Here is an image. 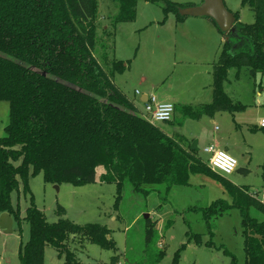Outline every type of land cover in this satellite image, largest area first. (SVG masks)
<instances>
[{"label":"trees","instance_id":"trees-1","mask_svg":"<svg viewBox=\"0 0 264 264\" xmlns=\"http://www.w3.org/2000/svg\"><path fill=\"white\" fill-rule=\"evenodd\" d=\"M112 1L118 8L112 16L115 26L136 20L139 0ZM190 5L168 2L165 12H175L184 20L187 16L179 9ZM242 5L250 7L255 20L243 24L234 13L236 34L224 42L213 66L212 101L179 105L181 120L167 121L177 128L169 134L164 126L143 117L115 85L114 76L125 63L114 60L108 65L105 52L110 45H100L98 55L97 0H0V102L9 106L5 134L0 137V214L7 212L20 222V207L13 204L12 193L21 181L24 192L31 193L30 178L40 172L48 183L82 186L95 183L98 168L104 167L100 180L115 185L116 209L127 184L144 196L163 185V194L158 192L167 203L173 186L188 185L192 175H205L220 183L227 194L206 207L187 210L202 212L210 236L205 245H213L215 220L238 209L245 264H264V197L215 172L180 130L187 118L247 108L225 89L231 68L247 69L251 76H259L264 87V0H242ZM261 170L264 180V161ZM30 201L25 215L30 233L28 241L20 244L21 264H45L49 246L65 257V264H81L70 247L75 241L117 250L106 225L78 224L64 217L61 205L57 208L60 218L50 222L33 196ZM158 223L147 218L143 253L130 264L163 260L165 250L155 246L161 240ZM172 225L170 219L166 228ZM188 235L202 245V235L189 231ZM120 258L115 254L106 264H119ZM178 261L177 252L173 264ZM231 264H237L234 255Z\"/></svg>","mask_w":264,"mask_h":264},{"label":"rangeland","instance_id":"rangeland-1","mask_svg":"<svg viewBox=\"0 0 264 264\" xmlns=\"http://www.w3.org/2000/svg\"><path fill=\"white\" fill-rule=\"evenodd\" d=\"M168 2L198 5L202 0H139L137 17L133 22L113 24L112 16L117 13V3L112 0H97V43L96 51L100 54V45H110L108 65L114 60L125 63L123 71L114 76V82L135 104L140 114H146L141 96L136 91L156 94L159 99L175 97L178 101L199 106L201 102L210 101L213 87V66L218 60L224 45V37L213 21L205 17H187L179 20L175 12H165ZM226 7L233 13L239 14L243 24L253 23L254 13L248 5H242V0H224ZM204 18V19H202ZM259 76L253 77L247 69L231 68L225 89L235 101H240L247 108L235 114L223 112L218 119V125L226 129L227 125L237 118V152L229 153L241 165L248 167V173H237L238 185H248L257 192L259 198L264 197V180L261 175V165L264 161V130H251L259 123L264 104V87L259 85ZM261 88V89H260ZM262 92V93H260ZM179 97V98H178ZM177 106L176 121L181 120ZM8 107L0 106V137L4 136V127L8 122ZM157 125L165 126L164 122ZM211 126L208 118L187 121L182 133L190 137L195 132L210 133ZM213 130V129H212ZM197 139V138H195ZM204 137L199 144L200 155L207 159L209 153L204 151ZM249 153H245L247 147ZM104 167L98 168L95 183L75 186L69 183L55 185L44 180L42 172L29 181L31 193H25L22 181L19 188L12 193V202L19 205L21 220L14 221L10 233L0 228V261L2 264H21L19 260L20 244L29 239L30 228L25 220L26 209L30 198L37 207L45 212L48 221H57L60 216L57 208L65 209L64 217L78 224L101 223L111 230V236L117 250H107L97 244L84 241L79 244L71 242L81 264H106L113 255H121L119 264H130L139 258L145 247L146 214L151 220H159L158 234L161 240L155 244L163 248L166 255L159 264H173L178 252L177 264H231L232 255L237 264H245L244 235L241 216L238 209H233L214 222V235L210 241L208 228L202 212H179L188 207H206L218 198H226L220 183L208 185L205 190L200 187L197 191L180 190L175 195L168 196L164 203L160 197L164 186L158 185L148 196L136 192L127 184L119 204L114 207L116 188L114 184L101 182L100 177ZM235 172V171H234ZM236 173L224 175L233 179ZM204 177L192 176V183ZM206 180V178H205ZM59 186V188H57ZM184 205V206H183ZM194 205V206H193ZM182 208L179 209V207ZM178 210V211H177ZM173 225L166 228L168 220ZM190 226H189V224ZM190 233L202 235V245L189 239ZM185 247L181 249L182 245ZM181 249V250H180ZM45 264H65V257L60 256L51 246L45 251Z\"/></svg>","mask_w":264,"mask_h":264},{"label":"crops","instance_id":"crops-1","mask_svg":"<svg viewBox=\"0 0 264 264\" xmlns=\"http://www.w3.org/2000/svg\"><path fill=\"white\" fill-rule=\"evenodd\" d=\"M202 19H204V18H202ZM207 19V18H206ZM212 84H213V82H212ZM212 94H213V87H212ZM138 91V90H137ZM136 91V92H137ZM140 92V91H139ZM260 93H262V92H260ZM148 95V93H142V92H140V96H141V101L143 102V104L145 103V101L147 100L146 99V96ZM159 98V97H158ZM179 98V97H178ZM160 100H162V99H160ZM162 101H170V102H173L174 104H175V108L177 107V106H179V105H190L189 103H187V102H182V101H178L175 97H172V98H169V99H163ZM212 101V97H211V99H210V101H207V102H205V103H209V102H211ZM204 102H201L200 104H203ZM0 106L3 108V107H8V110H9V106L6 104V103H4V102H0ZM245 111V110H244ZM223 112H229V113H232V114H235V113H237L238 111H235V112H230V111H218V112H214V113H211V114H204V115H202L200 118H198V120H200L201 118H203V116H206L207 118H208V122H209V124L211 125V126H214V128H212L211 127V131H210V133L208 134V133H206V134H203V133H200V132H195V133H193L192 135H190V137H188L190 140H191V144H192V142L194 141V140H198V143H197V147H198V152H199V154H200V151H201V149H200V147H199V144L201 143V141H202V139H203V137L205 138L204 139V151H205V148H207L208 146H210V145H214L215 147H217V148H221V149H225V150H227L228 152H229V150H232V151H235V152H237V142H236V140H235V138L237 137V130H239V126H238V124L239 123H237V118L236 117H234V120H231V122L226 126L227 128L226 129H224L223 128V126H222V128H221V126L220 125H218V119H220V118H222V114L221 113H223ZM262 116H260L259 117V121L262 119V118H264V106H263V109H262ZM175 113H176V109H175ZM179 113H181V112H179ZM143 117H145L146 118V115H144V114H141ZM181 115V117H182V113L180 114ZM172 120H175L176 121V116H174V118H172ZM191 120H194V119H192V118H187V119H185L184 120V124H183V126L181 127L182 129H184V126H185V124H186V122L187 121H191ZM196 120V119H195ZM166 125L165 126H167V132L169 133V134H171L172 132H173V130L175 129L172 125L171 126H169V125H167L168 123L167 122H164ZM177 129V128H176ZM175 129V130H176ZM213 129V130H212ZM251 130H264V128H262V127H260V125H259V123H257V125H254V127L253 128H251ZM182 132V131H181ZM183 134L186 136V134L183 132ZM195 138H197V139H195ZM247 147V149H246V151H245V153H249V150L251 149L250 147H248V146H246ZM206 152V151H205ZM207 153V152H206ZM201 156V155H200ZM210 156H211V154L209 155V158H207V159H204L202 156V158H203V160L204 161H206L208 164H209V159H210ZM248 173L249 172V169H248V167H246L245 165H241V167H240V169L238 170L237 168H236V170H235V172H233V173H236L235 174V176H234V178L233 179H231V178H227V179H229L230 181H232L233 183H235V184H237L238 183V181H237V173H240V174H242V173ZM218 173V172H217ZM220 174V173H219ZM222 175V174H221ZM193 176V175H192ZM192 176L190 177V182H189V184L188 185H175V186H173L172 188H171V190L169 191V193H168V196L169 195H171V194H173V195H175L176 193H177V195H178V191H180V190H184V191H190V192H192V191H197L198 189H199V187H200V189L201 190H205V188L207 187V183L206 182H210V183H212V184H217L218 182L217 181H215V180H213V179H211V178H209V177H207V176H205V175H199V176H202V177H204V179H200V180H198V181H196V182H193L192 183ZM205 178H206V180H205ZM218 185V184H217ZM221 186V185H220ZM222 187V186H221ZM223 188V187H222ZM223 191H224V189H223ZM226 193H225V191H224V195H225ZM167 196V197H168ZM199 201L200 200H197V202H195V203H197V204H195V205H197V206H199L200 207V205H198V203H199ZM184 206V205H183ZM190 206H192V205H190ZM190 206H188V207H185V208H183V209H181L179 212H183V211H186V209L188 210L189 209V207ZM194 206V205H193ZM180 208H182V206H180L179 207V209ZM178 211V210H177ZM15 224V223H14ZM14 226V225H13ZM0 264H2V262L0 261Z\"/></svg>","mask_w":264,"mask_h":264},{"label":"water","instance_id":"water-1","mask_svg":"<svg viewBox=\"0 0 264 264\" xmlns=\"http://www.w3.org/2000/svg\"><path fill=\"white\" fill-rule=\"evenodd\" d=\"M182 16L187 17H205L213 21L214 25L221 31L224 41H229L230 36L236 34L237 18L225 5L224 0H202L198 5L185 6L179 9ZM147 99V96H146ZM198 140H194L191 144L192 150H197ZM59 188V186H57ZM149 218V214L145 215ZM14 219L5 212L0 214V228L5 232L13 231Z\"/></svg>","mask_w":264,"mask_h":264},{"label":"built area","instance_id":"built-area-1","mask_svg":"<svg viewBox=\"0 0 264 264\" xmlns=\"http://www.w3.org/2000/svg\"><path fill=\"white\" fill-rule=\"evenodd\" d=\"M137 93L140 94L139 91H137ZM144 109H145L146 114H147L146 119L149 122H151L152 124H157L158 122L170 121L173 118V114L175 113V104L173 102H170V101L160 100L156 94H148L147 100L144 103ZM261 120H264V118H262ZM259 125H260V127L264 128V126H261L260 123H259ZM210 146H214V145H210ZM208 147L205 148V151L207 153L211 154L210 159H209V166L212 169L215 168V170H214L215 172H218V173L224 174V175H228L226 173H223L219 167H216L217 162H220V163L223 162V157L220 155H216L215 161L212 160V157L216 153H220V152H226L230 156H232V155L227 150L217 148L215 146H214L215 152H209V151H207ZM233 158L237 161V159L235 157H233ZM237 166H238V161H237ZM237 166H236V168H237ZM236 168H235V170H236Z\"/></svg>","mask_w":264,"mask_h":264},{"label":"clouds","instance_id":"clouds-1","mask_svg":"<svg viewBox=\"0 0 264 264\" xmlns=\"http://www.w3.org/2000/svg\"><path fill=\"white\" fill-rule=\"evenodd\" d=\"M258 122L261 124V126H264V120H260ZM207 151L215 152L214 146H209ZM216 155H220L223 157V162H217L216 167H219L223 173L230 175L235 170L237 166V161L226 152H220L213 155V161L216 160ZM213 170H215V168Z\"/></svg>","mask_w":264,"mask_h":264}]
</instances>
